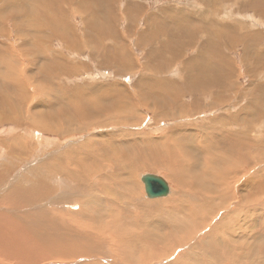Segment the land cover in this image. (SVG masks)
Here are the masks:
<instances>
[{
    "label": "rangeland",
    "instance_id": "rangeland-1",
    "mask_svg": "<svg viewBox=\"0 0 264 264\" xmlns=\"http://www.w3.org/2000/svg\"><path fill=\"white\" fill-rule=\"evenodd\" d=\"M262 2L264 3V0H0V60H4L5 62V59L11 56L14 59L16 58V60L18 59L19 68H21L22 65L25 68L31 59V62L36 66L32 64L33 66H28L29 68H26L24 72V75L27 77L30 75L28 83L30 87L28 90L29 100H25L24 96H21L13 103L11 109L13 107L17 108L16 111L19 112V117L24 120L28 119L30 111L35 118H40L44 115L46 127L48 125L54 126V124L60 123L64 130L57 133L58 131L52 132L38 129L34 127L29 120L28 122H24L22 119H18V122L10 120L5 121V123L2 122V124L0 123V163L5 164L6 161H8L9 163L12 162V164H15L12 167L14 171L11 169L13 172L10 171L9 174H7L9 177L6 178L9 179L3 182L4 186L3 184L0 185V203L2 196L6 195L10 189L13 191L16 186H20L19 184L22 182L26 187L33 186L35 181L40 179L47 182L48 180H52L50 183L57 180V182H62V180L65 179L63 174H56L53 172V174L50 173L48 175L51 171H46V173L43 172L42 174L39 173L42 164L51 162L50 160L57 158L59 153L63 154L71 151L73 148L78 149L79 147L80 150L78 149L79 151L77 150V152L82 153L86 147L82 145L88 144L87 142L102 144L107 142L118 145L119 147L117 146V148L120 150L122 148L121 151L125 153L130 152L131 156L128 155L129 158L132 157L133 159L135 157H140L142 159L141 164L138 165L135 171V180L134 183H132L136 185V191L130 190L131 193L126 194L125 191L121 192V189H115V197H117L119 201L124 200L121 198L122 194L124 196L128 195V198L123 201V204L128 202L129 199L131 201L128 205L124 206L114 203L111 205L109 203L111 199H106V194L101 193L99 190V186L101 187V185H103L102 190L112 189L111 183L102 181L101 179L119 175L118 172L116 173V168L112 167L113 165H109L105 166L106 168L101 173H95V175H93V180H89L90 184L88 183V187L85 190L84 188H82V190L81 188L78 189L81 191L78 193L80 194L77 199L79 203L84 195L90 196L91 192L88 190H90V186L93 185V195L97 196L98 193V195L102 197L103 203L111 205L116 211L126 213V215L121 213L125 217L127 216V219H124L122 223L124 229H132L127 221H134L139 223L137 229H133L136 232H151L152 223L161 228H158V230H162L160 233L163 232L165 238L166 234L172 232L171 229H169L170 225L166 226V224H163L167 217H169L167 215L177 213L180 218L181 215L185 218L188 217V215H190L189 217L193 215V217L195 216L194 218L200 217L199 220L202 223V227L198 228L196 232L193 233L195 236L194 238L193 236H191V238L188 237L186 242H180L179 245L176 244L177 247L175 244H173L174 247L170 244V241H174L175 237H173L174 239H165L163 241L164 244L160 243L157 246L159 251L158 255L161 256L167 251L168 255L158 258H156V256L155 259L153 256L146 264H221L212 258L208 259L210 256L205 251H201L202 249H199V245H202V238L207 236L206 233L210 234L211 231H216V239L222 242L226 241L225 245H233L231 242H234V240L241 241L242 239L246 240V238L247 242L251 243L253 241L252 247L255 242H257L256 246L263 244L256 240L260 239L261 241L262 238L264 239V198H261L264 197L261 193L264 192V4ZM225 30L227 31L225 32ZM56 31L59 32L57 33ZM63 35H69L66 37L71 41L69 47L68 43L70 42L62 37ZM88 39L89 41L91 40V42H89ZM218 46L219 48H217ZM55 52L57 53L56 55H54ZM51 56H55L56 61L60 60L59 62L65 68L63 71L69 69V72L63 73V75L57 74L58 72L52 74V72L49 73L50 76L46 75L45 78L43 77V82L46 85L44 88L40 87L44 89L43 93L38 87L42 84L40 80L41 77L44 76L42 72L47 70L44 65L51 63L53 61L52 59H54ZM105 59L107 60L105 61ZM44 60L47 62L50 61L47 63L44 62ZM218 62L221 67L217 65L219 64ZM122 64H125L126 67H122ZM214 67L216 70L213 71V69H215ZM202 68L206 69L205 73L210 76H207L208 80H212L217 76L219 77L220 73H222L224 74V78H230L233 82V85H231V92H224L225 89L222 86H218L214 91L221 87L219 92L216 91L215 94L211 93L205 96H199L200 102H198V105L200 104V106L203 104L206 106H209V104L211 105V100L214 98V100L220 98V103L224 98L227 103H224L225 105L223 104L222 106L220 105L221 108L219 107L213 110L205 109L201 113L197 112L196 115L194 114L195 111H193L192 116L188 113V115L185 116L180 113V111L178 112V110L172 111V107L175 104H171L169 108H162L161 104L155 100L154 106L145 107L143 104H140L141 101H144V97L147 96V92L151 91V88L160 93L162 91L161 88L167 85L169 89L163 91L162 97L165 94L179 96L180 93V99H182L183 103L187 105V109H189L191 106H194V101H192L193 98L187 94L190 85L186 82L185 75H193L195 78L205 77L206 75H204L203 71L200 72L199 76H196L198 71ZM37 70H40V72L42 71L41 74L36 73ZM18 72L20 74V71ZM5 76L6 75L0 70V81L6 83L8 80ZM149 78H151L152 81ZM224 78L223 80H225ZM141 80H143V84ZM195 81L197 82V80ZM137 83H139V87L138 85L136 86ZM140 84L143 88H141ZM76 88L79 92L78 97L82 94L84 100H88V98L90 100H95L94 103H96L97 106L92 107L95 110H97L98 107L111 109V111L97 110L99 112H105L104 115L94 111L92 115L93 122H89V124L81 127L82 129L80 130L73 129L79 127V118L81 116L86 118L87 122L90 120L92 108L88 105L90 104L88 101L83 102L75 98ZM37 90H40V92H37ZM2 92L6 93V91ZM119 93L121 99L112 104L114 98L109 99L110 95ZM198 94L203 95L202 92ZM155 98H158V96L156 95L154 99ZM139 101L140 105L137 104ZM128 102H132L130 104L134 103L135 107H133L134 105H132V107L137 109V112H135L136 116L132 114L129 108L124 109V104H128ZM258 102L259 104H257ZM112 106L118 107V109L113 112L114 109H112ZM0 111L6 113V109L2 106H0ZM257 112L260 114L257 115ZM121 113H124L125 116H121ZM236 114L241 118L237 121L238 123H236L234 119ZM249 115L250 117L253 115L256 118L251 117L254 120V125H249V159H247L248 163H243V158L236 155L238 152L235 151V148H238V142H236V140L231 141L230 136L228 137L229 134L226 135L225 133L236 132L239 138L246 135L247 132H245L244 128L246 126L244 125L246 121L242 122V118H247ZM107 118L111 120L108 121ZM217 120H219V122ZM215 121L219 124H216ZM213 127H216L215 135H212V132H214ZM222 128L226 130L225 133ZM68 130L72 131L67 133ZM32 133L38 135L34 136ZM173 134L177 137L174 138L175 136ZM39 136H41V138ZM185 136L191 138L192 141ZM169 139H171V141ZM14 140H16V142ZM11 141L13 143L15 142V144L11 143ZM166 141H169V144L166 143ZM21 142H23V145L20 144ZM24 145L26 149L23 147ZM181 145L182 147L185 145L191 150L183 152L181 150ZM233 146L235 147L233 148ZM256 146L260 147L256 148ZM15 147L17 149H14ZM21 147L24 148L22 150L23 153L27 154V156L21 155V159L19 158V153L14 155L10 152V150L13 149L21 150ZM175 147L180 148L179 151H182V153L179 151V153H175H177V158H180L182 162H184L183 164L186 163L191 166V162L188 164V162L184 160L191 159V154L194 153L192 155L194 158L200 159L199 163H201V161L202 163L210 162L212 159L214 165L217 168L223 169L224 173L228 170L230 159L235 162L231 155V153L235 151V160L238 157V160H240H236L240 166L239 172L232 174L234 177L231 175H224V178L221 180L215 179V185L213 184V186L210 184H200V186H198V181L195 183V181L189 180V177H185L184 179L189 181H184V184L182 181H179V183L173 176L171 178L170 172H168L167 168L165 169V162H169L170 158L155 154L156 150H160L161 148L173 150ZM206 147H211V150L207 151ZM240 149L242 150V148ZM88 150L89 153L92 154V151L90 149ZM100 150L101 154L110 153L104 149ZM201 150H204V152ZM224 154L229 155L224 156ZM11 155H14V157ZM97 155L100 157L99 153ZM261 156H263V158ZM121 158L125 160L128 157L124 155L123 157L121 156ZM261 159H263V161ZM192 161L194 162L195 159ZM112 162L117 164V161ZM89 165L91 168L90 162ZM147 165L151 167L149 168ZM132 167L133 166H130L129 168L133 169ZM139 167L141 168L139 169ZM35 168L38 169V172ZM145 174L162 176L172 187V194L162 199H148L144 184L141 180V177ZM58 175L60 177H58ZM185 176L189 175L185 174ZM121 178L123 179L124 175H122ZM254 180L256 182H253ZM95 182L98 184L97 187H94ZM78 184L85 186L81 182ZM112 184L114 185V183ZM252 185L255 188H253ZM53 186L57 187L58 184L53 183ZM206 186L209 188L212 186L216 190L226 188L229 192L231 191L230 189H232L234 194L233 196L228 194V198L224 199L225 204L220 208L217 206L219 202L218 196L212 195L210 192L206 191L204 189ZM71 189H73V196L77 195V189ZM259 191H261L260 194ZM119 192H121V195ZM57 195L59 196V192ZM129 196L131 198H129ZM244 197L247 199H256V201L252 202L249 206L253 210L251 209V211H249V203H246L247 199L244 200ZM178 200L184 203L181 209L176 203L174 205L173 203L171 204L172 201ZM147 202L160 203L162 205L159 207L160 211L154 212V210L148 209L144 212L146 209L142 207V205ZM42 203L44 204L46 201L44 200ZM30 204L25 206L26 208L18 210L13 206L1 203L0 214H5L4 216L11 217V220L18 221L26 231L33 233L32 235L34 238V233L41 234L43 231L47 230L42 228V231L41 226L38 225L41 222H39L40 218L37 217L38 214H42V212L45 211L48 214L57 213L50 224H52V222H54V224L60 222L61 224L64 223V226H67L66 220L71 219L68 213L64 214L60 211L61 207H59V205H57L58 207H50L39 203L38 205L34 202ZM211 206H216L217 209L216 212L214 211L215 214L211 211L212 208L210 210L208 209ZM40 208H43V210ZM75 208L79 210L80 206ZM204 208H207L206 210L211 212L207 213L208 215L205 216L197 215L201 213V209L206 212ZM163 210L165 211L163 212ZM166 210L168 212L170 211L171 214H166L168 213ZM197 210L200 211L198 212ZM189 211H191L192 215ZM193 211H196L195 213L197 214ZM255 211L258 212L255 213ZM233 212H236V215L233 214ZM239 213L242 219L239 217ZM62 214L64 216H61ZM244 215L245 218L243 217ZM151 220H154V222H150ZM223 221L225 224H221ZM260 223H262V226H259ZM73 224L76 225V223ZM75 225H69V227L75 229L79 234H85V230ZM238 226H240V228ZM256 226H258V228ZM164 227L165 231L163 230ZM214 228L216 230H214ZM228 229L231 230V234ZM249 229L253 231L250 232ZM48 230L51 231H48V233H54L51 229ZM246 232L250 233V235L248 236ZM243 233L247 236L243 235ZM86 234H88L87 231ZM231 235H234L232 236L234 239L229 237ZM88 236L92 238L93 248L96 250L101 248L100 250L102 253L104 252L102 247L105 243H107V247L112 249L115 245L113 242H116V234L111 230L106 231L100 236ZM251 236L255 238L250 239ZM101 237H104L102 239H105V243L102 242ZM239 238L242 239L240 240ZM168 244L169 248L166 247ZM218 244L222 243L219 242ZM5 249L12 250L13 248L7 247ZM143 251L149 252L150 250H146L145 247ZM194 252L204 254L202 255ZM94 255H96L94 258L92 256L89 257L90 262L102 260L98 258L100 255L97 253H94ZM184 255L187 256L184 257ZM256 258L258 260H256ZM184 259L187 260V262ZM260 259L261 257L256 255L255 252V254H251L247 263L243 262L242 264H264ZM0 263L6 264L1 258ZM39 264H61V262L50 260ZM110 264L120 263L112 262ZM222 264H231V262L224 260Z\"/></svg>",
    "mask_w": 264,
    "mask_h": 264
},
{
    "label": "bare ground",
    "instance_id": "bare-ground-1",
    "mask_svg": "<svg viewBox=\"0 0 264 264\" xmlns=\"http://www.w3.org/2000/svg\"><path fill=\"white\" fill-rule=\"evenodd\" d=\"M208 1V0H207ZM212 1V0H211ZM263 1V0H262ZM263 3V2H262ZM264 4V3H263ZM79 6V5H78ZM81 6V5H80ZM62 7V6H60ZM88 9V8H87ZM79 12V11H78ZM13 13V12H12ZM15 15V14H14ZM96 20V19H95ZM68 23V22H67ZM29 25V24H28ZM90 26V25H88ZM31 28V27H30ZM102 31V30H101ZM155 31V30H154ZM195 31V30H194ZM227 30H225L226 32ZM57 32V31H56ZM59 32V31H58ZM57 32V33H58ZM92 32V31H91ZM104 32V31H103ZM102 32V33H103ZM105 33V32H104ZM155 33V32H154ZM157 33V31H156ZM173 33V32H172ZM219 33V32H218ZM159 34V33H158ZM70 35V34H69ZM69 35H63L62 37H64L65 39H67L66 37L69 36ZM88 35V34H87ZM58 36V35H57ZM97 36V35H96ZM59 37V36H58ZM84 38V37H83ZM86 38V37H85ZM92 39V38H91ZM217 39V38H216ZM68 40V39H67ZM95 40V39H94ZM87 41V40H86ZM89 41V39H88ZM96 41V40H95ZM218 41V40H217ZM25 42V41H24ZM43 42V41H42ZM68 47L69 45H71V41L68 40ZM84 42V40H83ZM91 42V40L89 41ZM88 43V42H86ZM102 43V41H101ZM210 43V42H209ZM84 44V43H83ZM96 44V43H95ZM219 44V43H218ZM103 45V43H102ZM222 45V44H221ZM90 46V45H89ZM214 46V45H213ZM217 46V45H216ZM221 47V46H220ZM71 48V47H70ZM85 48V46H84ZM219 48V46L217 47ZM216 48V49H217ZM39 50V49H38ZM26 51V50H25ZM118 51V50H117ZM220 51V49H219ZM4 53V52H3ZM50 53V52H49ZM48 53V55H49ZM57 53L55 52L54 55H56ZM35 55V54H34ZM37 55V54H36ZM46 55V54H45ZM6 56V55H5ZM38 56V55H37ZM59 56V55H57ZM11 57V56H10ZM8 57V59H5V62L4 60H0V70L1 72L4 73L5 78L8 80L6 83L3 82V81H0V106H2L4 109H6V113L5 112H1L0 111V123L2 124V122L5 123V121H16L18 122V119H22L19 117V112L16 111L17 108L12 107L13 103L18 100L21 96H24L25 100H29L30 97H28V90H29V79H30V75H28V77L26 75H24L25 71H26V68L28 69L29 67L28 66H35V64H33L31 62V59L28 63V65L24 68V66L22 65L21 68H19V65H18V59L16 60V58L14 59L13 57ZM36 57V56H35ZM52 57V56H51ZM114 57V56H113ZM5 58V57H3ZM47 58V57H46ZM54 59H52L53 61L51 63H48L47 61L44 60V62H47L48 64L47 65H44L47 70H45L43 73L44 76H39L41 77V81H42V84L38 87V88H44L46 87L45 83L43 82V77L45 78L46 75H49V73H56L58 72L57 74H61L63 75V73H68L69 72V69H67V71H63L65 70V68L62 66V64L59 62V61H56L55 59V56L52 57ZM58 58V57H57ZM204 58V57H202ZM1 59V58H0ZM36 59V58H35ZM42 59V58H41ZM112 59V58H111ZM205 59V58H204ZM107 59H105L106 61ZM43 61V59H42ZM104 61V62H105ZM218 61V60H216ZM208 62V61H207ZM36 63V62H34ZM206 63V62H205ZM211 63V62H210ZM219 63V62H218ZM33 64V65H32ZM216 64V63H215ZM160 65V64H159ZM218 66H220V63L217 64ZM43 66V65H42ZM223 66V65H222ZM36 67V66H35ZM44 67V68H45ZM122 67H126L125 64H122ZM212 67V66H211ZM221 67V66H220ZM226 67V66H225ZM159 68V67H158ZM206 68V67H204ZM200 69L198 71V73L196 74V76H199L200 72H204V75H206L205 77H197L195 78L193 75H185V79L187 80L186 82L189 83L190 85V89L188 90L187 94L190 95L194 101V106H191L189 109H187V105H185L182 101V99H180V93H179V96L177 95H173V96H170V95H163L162 97V94H163V91L164 90H168L169 88L167 87V85L165 87H162L161 88V92L158 93L156 92L153 88H151V91H148L147 92V96L144 97V101H140L137 103V104H143V106L145 107H148V106H154V100L159 102L162 106V108H169L171 106V104H175L173 107H172V111L174 112L175 110L178 112L180 111V113H182L183 115H188L190 114L192 116V112L195 111V115L197 114V112L201 113L202 111H204L205 109H216V108H221V106L224 104V103H227L224 98L220 101L219 103V100L220 98L216 99V100H211V105L209 103H205V104H209V106H206V105H202L200 106V104L198 105V102H200V97L199 96H205V95H208V94H215L216 91H220L221 87L214 91V89L218 86H222L225 91L224 92H231L232 91V86L233 85V82L230 78H224V74L220 73L219 77L217 76L216 78L214 79H210L208 80L207 79V76L210 77L209 75H207L205 73V70L206 69ZM215 68V67H214ZM227 68V67H226ZM194 69V68H193ZM222 69V68H221ZM231 69V68H230ZM161 70V69H159ZM216 70L213 69V71ZM226 70V69H225ZM228 70V69H227ZM20 71V74L19 72ZM32 71V70H31ZM63 71V72H62ZM74 71V70H72ZM210 71V70H209ZM232 71V70H230ZM40 70H37L36 73L38 74H41ZM163 72V71H162ZM212 72V71H211ZM218 72V71H217ZM210 74V73H209ZM22 77H21V76ZM162 75V74H161ZM211 75V74H210ZM229 75V74H228ZM226 75V76H228ZM202 76V75H200ZM216 76V74H215ZM223 78L225 80H223ZM151 79V78H149ZM197 80V82L195 81ZM208 80V81H207ZM152 81V79H151ZM201 81V82H200ZM142 84H143V80H141ZM147 82V81H146ZM154 82V81H153ZM168 82V81H167ZM11 84V85H10ZM145 84V83H144ZM185 84V83H183ZM215 84V85H214ZM138 85L139 87V83L136 84V86ZM141 85V84H140ZM152 85V84H151ZM163 85V84H162ZM170 85V84H169ZM33 87V86H32ZM40 90L44 93V89H41ZM141 88L142 85H141ZM155 88V86H154ZM137 89V87H136ZM176 89V88H175ZM40 90H37V92H40ZM147 90V88H146ZM145 90V91H146ZM2 91H6V93H3ZM75 98L77 100H80V101H83V102H89L90 104H88L91 108L92 107H96V103L95 100H90L88 98V100H84L83 99V95H79L78 97V90L76 88L75 90ZM105 91V90H104ZM160 91V90H159ZM106 92V91H105ZM135 92V91H134ZM199 92H202L203 95H199L198 93ZM145 94V93H144ZM233 94V92H232ZM158 96V98H155V96ZM217 95V94H216ZM226 95V94H225ZM195 96H198V97H195ZM228 96V95H227ZM128 97V96H127ZM209 97V96H208ZM259 97V96H258ZM91 98V97H90ZM111 98H114L112 100V104L113 102L115 101H119L121 99V95L120 93L119 94H115V95H110L109 99ZM230 98V97H229ZM227 98V99H229ZM209 99V98H208ZM261 99V98H260ZM230 100V99H229ZM262 100V99H261ZM260 100V101H261ZM38 101V100H37ZM109 101V100H108ZM152 101V102H151ZM213 101V102H212ZM93 102V103H92ZM229 102V101H228ZM132 102H128V104H124V109H130L132 114L136 116L135 112H137V109H134L133 107H135L134 103L133 104H130ZM139 104V105H140ZM156 104V103H155ZM259 104V102L257 103ZM132 105H134L132 107ZM221 105V106H220ZM225 105V104H224ZM158 106V105H157ZM114 109V111H116L118 109V107H115V106H112ZM189 107V106H188ZM19 108V107H18ZM228 108V107H227ZM232 108V107H231ZM161 109V108H160ZM171 109V108H170ZM97 110H110L111 109H104L103 107L101 108H97ZM95 110L94 108H92V113H91V116H90V120L87 122V119L84 118V117H80L79 118V121H80V124H79V127H77V129H73V130H80L82 129L81 127L89 124V122H93L92 120V115L94 113V111H97ZM187 110V111H186ZM99 114H102L104 115L105 112H99L97 111ZM96 112V113H97ZM112 112V113H113ZM188 113V114H187ZM108 114V113H107ZM215 114V113H214ZM232 114V113H231ZM256 114V113H255ZM260 114L259 112H257V115ZM121 116H125L124 113H121L120 114ZM189 115V116H190ZM235 115V113H234ZM233 115V117H234ZM256 115V116H257ZM41 116V114H40ZM181 116V115H180ZM179 116V117H180ZM113 117V116H112ZM183 117V116H182ZM232 117V116H231ZM251 117H254L253 115ZM250 117V115L247 117V118H242V122L246 121L244 125H246L244 128H245V132H247L246 135H243V137H240L239 138V135L236 133V132H226V130H224L223 128V132L227 135L228 137L230 136V139L231 141H234L236 140V142H238V148H235V151L238 152L236 155H239L243 158V163H248L247 162V159H249L248 157V139H249V125H254V120ZM99 118V117H98ZM216 118V117H215ZM256 118V117H254ZM69 119V118H67ZM230 119V118H229ZM236 121V123H238L237 121H239L241 118L236 114L235 118H234ZM24 122H28V120L30 121V123L38 128V129H42V130H46V131H52V132H55V131H58L57 133L61 132V131H64L63 128H62V125L60 123L58 124H54L53 125H48L46 127L45 125V121H44V115H42L40 118H35L32 114V112L30 111L29 112V116H28V119H22ZM103 120V119H102ZM108 121H110L111 119H108ZM225 120V119H224ZM219 122V120H217ZM232 121V120H231ZM218 122L215 121L216 124H219ZM222 122H223V119H222ZM213 123V124H215ZM229 123V122H228ZM240 123V122H239ZM256 124V122H255ZM229 125V124H228ZM241 125V123H240ZM214 126V125H213ZM218 126V125H217ZM224 126V125H222ZM234 126H237V125H234ZM243 126V124H242ZM256 126V125H255ZM212 127V126H211ZM241 127V126H240ZM239 127V128H240ZM216 128V127H215ZM215 128L213 127V131L212 132L213 134L212 135H215ZM238 128V127H237ZM236 128V129H237ZM188 129V128H187ZM219 129L221 130V128L219 127ZM253 129V128H252ZM251 129V130H252ZM176 130V129H175ZM180 130V129H179ZM193 130V129H192ZM250 130V132H251ZM72 131V130H71ZM71 131L68 130L67 133H70ZM198 131V130H196ZM194 131V132H196ZM235 131V130H234ZM237 131V130H236ZM244 131V129H243ZM74 132V131H73ZM173 132V131H172ZM181 132V131H180ZM220 132V131H219ZM255 132V131H254ZM215 133V134H214ZM241 133V132H240ZM34 134V136H37L38 134L35 135V133H32ZM219 134V133H218ZM174 135V134H173ZM187 135V134H186ZM211 135V134H210ZM43 136V135H42ZM175 136V135H174ZM220 136V134H219ZM41 138V136H39ZM177 136H175L174 138H176ZM186 137V136H185ZM223 137V136H222ZM226 137V136H225ZM179 138V137H178ZM186 138H189V137H186ZM209 138V137H208ZM227 138V137H226ZM182 139V138H181ZM180 139V140H181ZM185 139V138H184ZM190 141L191 138H189ZM261 139V138H260ZM259 139V140H260ZM171 141V139H169ZM183 140V139H182ZM186 140V139H185ZM188 140V139H187ZM196 140V138H195ZM224 140V138H223ZM222 140V141H223ZM228 140V139H227ZM252 140V139H251ZM250 140V141H251ZM254 140V138H253ZM16 142V140H14ZM164 141V140H163ZM229 141V140H228ZM227 141V142H228ZM15 142L13 143L11 141V143L15 144ZM56 142V141H55ZM176 142V141H175ZM183 142V141H182ZM187 142V141H186ZM257 142V141H256ZM259 142V141H258ZM88 144H83L82 146H86L85 147V150H83L84 152L82 153H78L77 150L79 149L80 150V147L78 149H75L73 148L71 151L69 152H66V153H63V154H58V157L55 158V159H51L50 161L51 162H48L47 164L43 163L42 166L40 167V172L39 173H43L46 171H51L48 173V175L51 173L53 174L56 173V174H63L65 179L62 180V182H57V181H53V183L55 184H58L57 187L53 186V183H50L52 182V180H48L47 181H43L40 179V180H37L35 181L34 185L31 186V187H26L24 184L20 183L19 181V185L20 186H16V188L11 191H10L2 196V199H1V203L2 204H6L8 206H13L14 208H17L18 210L19 209H22V208H26L25 206H27L28 204L30 203H35V204H41V205H47V206H50V207H56L57 205H59L60 208V211L62 213H68L69 214V217H71V219L73 220V223H76L73 224L72 223V220H66L67 221V226H64L63 224H61L60 222L59 223H56L54 224V222H52V224H50L51 220L54 219L57 215V213H52V214H48L46 211L45 212H42V214H38V218L39 219V224L41 226V229H47L46 231H43L42 229V233L41 234H37V233H34V236L35 238L33 237V233H30L29 231H26L25 228L18 222V221H13L11 220V217H6L4 216L3 214H0V258L6 262V264H39V263H45L46 261H55L57 260L61 262V264H110L112 262H115V263H122V264H146L147 262H149V260L154 256V259L155 257L158 258V257H161V256H167V252L164 253L163 255H158L159 254V251H158V245L160 243L164 244L163 241L165 239H171L173 237H175L174 241H170L171 245L173 244H177L179 245L180 242H186L188 237L191 238V236H193V238L195 237L193 235L194 232H196V230L200 227H202V223L201 221L199 220V218H194L191 211L190 214L192 215V217H189L190 215H188V217H182L181 215V218L178 217L177 213H172L169 211H167L168 213L166 214H171V215H167L169 217H167V219L165 220V223H163L164 225L166 224L167 225H170V228L171 229V233H168L166 234V238H165V235L162 233H160L161 231L158 230L159 226H155V224H152L151 223V228H152V231L151 232H148V231H140V232H136L135 230L133 229H137V227L139 226V223L137 222H134V221H127V223L130 224L131 228L132 229H124L123 226H122V223L124 221V219H127L124 215L122 214H125L126 213H122V212H119V211H116V209L114 210L112 208L111 205L114 204H119V205H128L130 203V199L128 200V202L124 203L123 204V201L126 200L128 198V195H121V192L122 191H125L126 194H130V190H133L134 192L136 191V185L132 184L134 183V180H135V171L137 170V167L139 164H141V158L140 157H135L132 159L129 158L128 155H130L131 153L128 152V153H125L124 151H121L120 149L117 148L118 145L116 144H111V143H92V142H87ZM166 143L169 144V141ZM166 143H165V147H166ZM171 143V142H170ZM194 143V142H193ZM209 143V142H208ZM251 143V142H250ZM264 143V142H263ZM21 145H23V142L20 143ZM185 144V142H184ZM188 144V142H187ZM210 144V143H209ZM235 144V143H234ZM253 144V143H252ZM262 144V142H261ZM19 145V144H18ZM164 145V143H163ZM179 145V144H178ZM197 145V144H196ZM205 145V144H204ZM229 145V144H228ZM255 145V144H254ZM98 146V147H97ZM169 146V145H168ZM250 146V145H249ZM20 147V146H19ZM25 149V145L23 146ZM23 147H21V150H14V149H17L16 147L13 149V150H10L11 153H13L14 155L16 153H19V158L22 157V156H27V154L23 153ZM119 147V146H118ZM173 147V146H172ZM194 147V146H193ZM232 147V145H231ZM235 146H233L234 148ZM260 146H256V148H259ZM163 148V147H162ZM160 149V150H156L155 154H158V155H163V157H167V158H170V161L169 162H165L166 163V166H165V169L167 168L168 172H170V176L172 178V176L174 177V179L179 182V181H182V183L186 180L185 177H189V180H192V181H198V186H200V184H210L213 186L214 184V181L215 179H218V180H221L224 178V175L225 176H233L232 174H236V172H239V164L237 161H240L238 160V158L235 160L236 156L234 154L235 151H233L231 153V155L233 156L232 158L234 159L235 162H233V160L230 159V162L228 164V170L226 171V173L223 172V169L221 168H217L214 163H213V160L211 159L210 162H204L202 163H199V160L200 159H196L194 158V156L191 154V159L189 158V156L187 155V157L189 158V160H184V161H187L188 164L189 162H191V166L190 165H187L186 163L183 164L184 162H182V160L180 158H177V153L175 152H178L180 150V148L178 147H175L173 148V150L171 149ZM242 148V150L240 149ZM255 148V147H253ZM69 149V148H68ZM90 149L92 151V154L89 153V150ZM100 149H104L105 151L107 152H110V153H103L101 154V150ZM199 149V148H198ZM262 149V148H260ZM78 150V151H79ZM124 150V149H123ZM149 150V149H148ZM155 150V149H154ZM181 150L183 152H188V150H191L189 147L187 146H183L181 145ZM206 150L207 151H210L211 150V147H206ZM252 150V149H251ZM259 150V149H257ZM29 151V150H28ZM182 151H179L180 153H182ZM202 151V150H201ZM260 151V150H259ZM81 152V151H80ZM104 152V151H103ZM123 152V153H122ZM178 152V153H179ZM193 152V151H192ZM204 152V150L202 151ZM206 152V151H205ZM99 153L100 157L97 155ZM200 153V152H199ZM261 153V152H260ZM264 153V152H263ZM125 157L127 156L128 160H122L121 156L123 157L124 155ZM134 154V153H132ZM196 154V153H195ZM206 154V153H205ZM208 154V153H207ZM14 155L12 157H14ZM22 155V156H21ZM184 155V154H182ZM209 155V154H208ZM226 155H229V154H226ZM224 154V156H226ZM131 156V155H130ZM145 156V155H144ZM181 156V155H180ZM264 156V155H263ZM263 156H261L263 158ZM17 157V156H15ZM105 157V158H104ZM154 157V156H153ZM162 157V158H163ZM231 157V156H230ZM240 157V159H241ZM5 158V157H4ZM121 158V159H120ZM161 158V159H162ZM182 158L184 159V157L182 156ZM207 158V157H206ZM17 159V158H16ZM21 159V158H20ZM19 159V160H20ZM160 159V158H158ZM195 161L193 162L192 160ZM130 160V161H129ZM242 160V159H241ZM260 160V159H259ZM263 161V159H261ZM104 163H103V162ZM112 161H117V164H114V162ZM161 161V160H160ZM205 161V160H204ZM223 161V160H222ZM89 162L91 164V168H90V165H89ZM227 162V161H226ZM251 162V160H250ZM260 162V161H259ZM119 163V164H118ZM2 163H0L1 165ZM152 164V163H151ZM160 164V163H158ZM200 164V166H199ZM13 165H15L14 163L12 164V162H8L6 161L5 164H2L0 166V185L3 184V182L6 180V179H9V178H6V177H9V175L7 176V174H9V172L11 171V169L14 171V169L12 168ZM109 165H113L112 167H115L116 168V173L118 172L119 175H114V176H109L108 178L106 179H101L102 181H107L109 183H111L112 185V189H107V190H102V187L103 185H101V187L99 186V190L101 191V193H105L107 198L106 199H111V201L109 200V203L111 205H108L107 203H103L102 202V197H100V195H98L97 193V196L96 195H93L92 193L94 192V190L92 189V186H90V190H88L90 193V196H86L84 195L83 198L80 199V203L77 201V199L79 198L80 194H78L79 192H81L80 189L82 190V188H84V190L88 187V183H89V180L92 179L93 175H95V173H101L106 167L105 166H109ZM145 165V164H144ZM187 165V166H185ZM217 165V164H216ZM130 166H133L132 168L133 169H130L129 167ZM146 166V165H145ZM148 166V165H147ZM155 166V165H154ZM149 168L151 167L150 165L148 166ZM245 167V166H244ZM141 167H139L140 169ZM109 169V168H108ZM227 169V168H226ZM16 170V169H15ZM31 170V169H30ZM28 170V171H30ZM35 170L38 172V169L35 168ZM11 171V172H13ZM243 172V171H242ZM29 173V172H28ZM33 173V171H32ZM35 173V172H34ZM40 174V175H41ZM185 174L189 175V176H185ZM33 175V174H32ZM47 175V174H46ZM122 175H124V178L122 179ZM31 176V175H29ZM37 176V175H36ZM43 176V175H42ZM53 176V175H51ZM62 176V175H61ZM107 176V175H106ZM26 177V176H25ZM34 177V176H33ZM48 177V176H47ZM58 177H60L58 175ZM234 177V176H233ZM35 178V177H34ZM256 178V177H255ZM262 178V177H261ZM26 179V178H25ZM31 179V178H29ZM28 179V181H29ZM257 179V178H256ZM16 180V179H15ZM33 180V179H32ZM45 180V179H44ZM54 180V179H53ZM93 180V179H92ZM125 180V181H124ZM187 180V181H189ZM239 180V179H238ZM186 181V182H187ZM226 181V180H225ZM225 181H224V184H225ZM233 181V180H232ZM259 181V180H258ZM261 181V180H260ZM263 181V180H262ZM13 182V180H12ZM76 182H81L83 183L85 186H82V184H78ZM191 182V181H190ZM231 182V181H230ZM252 182V181H251ZM253 182H256L255 180ZM32 183V184H33ZM114 183V185L112 184ZM180 183V182H179ZM248 183V182H247ZM262 183V182H261ZM31 184V182H30ZM90 184V183H89ZM184 184V183H183ZM188 184V183H187ZM258 184V183H257ZM97 183L95 182L94 183V187H97ZM190 185V184H188ZM196 185V184H195ZM215 185V184H214ZM236 185L238 186V184L236 183ZM235 185V186H236ZM4 186V184H3ZM30 186V185H29ZM208 187L206 186L204 189L208 192H210L212 195H217L218 196V199H219V202H218V205L220 208L222 205H224V199H227L228 198V194H231L233 196L234 192L232 189H230L231 191L229 192V190L227 191L226 188L225 189H215L214 187ZM242 186V185H240ZM253 186V185H252ZM258 186V185H257ZM6 187V186H5ZM243 187V186H242ZM264 187V186H263ZM262 187V188H263ZM71 188H76L77 189V195L73 196V189ZM236 188V187H235ZM238 188V187H237ZM241 188V187H240ZM247 188V187H246ZM253 188H255L253 186ZM257 188V187H256ZM260 188V187H259ZM1 189V188H0ZM115 189H121V192H119V194L121 195V198H123L124 200L122 201H119L116 196V193H115ZM190 189V187H189ZM243 189V188H242ZM249 189V188H248ZM7 190V189H6ZM83 190V191H84ZM252 190V189H251ZM259 190V189H257ZM262 190V189H261ZM243 191V190H242ZM246 191V189H245ZM263 191V190H262ZM59 192V196L57 195ZM96 192V191H95ZM240 192V190H239ZM261 191H259V194H260ZM255 193V192H254ZM263 195H264V192H261ZM96 194V193H95ZM125 194V193H124ZM246 194H247V191H246ZM249 194V193H248ZM119 195V196H120ZM135 195V194H133ZM238 195V194H237ZM244 195V193H243ZM261 195V196H263ZM96 196V197H95ZM127 196V197H126ZM136 196V195H135ZM200 196V195H199ZM245 196V195H244ZM249 196V195H248ZM258 196V195H257ZM260 196V195H259ZM214 197V196H213ZM241 197V196H240ZM247 197V195H246ZM129 198H131L129 196ZM134 198V197H133ZM193 198V197H192ZM215 198V197H214ZM245 198V197H244ZM261 198H264V197H261ZM198 199V198H197ZM237 199V198H236ZM241 199V198H240ZM239 199V200H240ZM247 198H245L244 200H246ZM46 201V203H42V201ZM182 200V199H181ZM181 200H178V201H172L171 204L173 203V205L176 203V205L180 207V209L183 207L182 205L184 204ZM260 200V199H259ZM41 201V203H40ZM166 201V200H165ZM256 201V199H247L246 200V203H249L248 207L250 206V204H252V202ZM262 201V200H261ZM121 202V204H120ZM235 202V201H234ZM0 203V204H1ZM162 203V202H161ZM199 203V201H198ZM204 203V202H203ZM241 203V202H240ZM245 203V202H243ZM245 203V204H246ZM259 203V201H258ZM38 204V205H39ZM200 204V203H199ZM198 204V205H199ZM256 204V203H254ZM38 205H37V208H38ZM202 205V204H201ZM204 205V204H203ZM246 205V206H247ZM258 205V204H257ZM31 206V204H30ZM79 207L80 206V209L77 210V208L75 207ZM160 206H162L160 203H153V202H147V203H144L142 205V207H144L147 211L148 209H151V210H154V212H157L160 208ZM164 206V205H163ZM167 206V205H166ZM165 206V207H166ZM187 206V205H186ZM214 206V205H213ZM245 206V205H244ZM40 207V206H39ZM58 207V206H57ZM119 207V206H118ZM47 208V207H46ZM162 208V207H161ZM185 208V206H184ZM192 208V207H191ZM200 208V207H199ZM208 208V207H207ZM207 208H204V210H206ZM212 208V209H211ZM226 208V207H225ZM242 208V207H241ZM240 208V209H241ZM249 211H251V207H249ZM39 209V208H38ZM43 210V208H40ZM194 209V208H193ZM196 209V208H195ZM198 209V208H197ZM209 210L211 209V211H214L216 212V206L215 207H209L208 208ZM237 209V208H236ZM53 210V208H52ZM134 210V209H133ZM189 210V209H188ZM192 210V209H191ZM202 211L201 209V213L200 214H197L195 213L196 211H193L195 214L197 215H208L207 213L211 212V211ZM239 210V209H237ZM253 210V209H252ZM14 211V210H13ZM22 211V210H21ZM122 211V210H121ZM124 211V210H123ZM160 211V210H159ZM162 211V210H161ZM165 210H163L164 212ZM198 211V210H197ZM200 211V210H199ZM198 211V212H199ZM242 211V209H241ZM240 211V212H241ZM245 211V210H244ZM247 211V209H246ZM245 211V212H246ZM50 212V211H49ZM58 212V211H57ZM184 212V211H183ZM218 212V210H217ZM258 212V211H257ZM255 211V213H257ZM122 213V214H121ZM182 213V212H181ZM236 212H233V214H235ZM248 213V212H247ZM253 213V211H252ZM161 214V213H160ZM164 214V213H163ZM185 214V212H184ZM212 214V213H211ZM215 214V213H214ZM60 215V214H59ZM186 215V214H185ZM196 215V216H197ZM236 215V214H235ZM239 217H240V213L238 214ZM243 215V214H242ZM241 215V216H242ZM246 215V214H245ZM245 215L243 216L245 218ZM61 216H64L63 214ZM158 216V215H157ZM238 217V218H239ZM132 218V217H131ZM165 218V217H164ZM208 218V217H207ZM234 218V216H233ZM237 218V220H238ZM241 218V217H240ZM249 218V217H247ZM62 219V218H61ZM157 219V218H156ZM242 219V218H241ZM23 220V219H22ZM60 220V219H59ZM83 220V221H82ZM158 220V219H157ZM155 220V221H157ZM193 220V222H192ZM223 220V219H222ZM226 220V219H225ZM246 220V219H245ZM61 221V220H60ZM88 221V223H87ZM162 221V220H161ZM62 222V221H61ZM150 222H154V220H151ZM237 222V221H236ZM249 222V221H248ZM221 223V222H220ZM241 223V222H240ZM252 223V222H250ZM249 223V224H250ZM218 224V223H217ZM221 224H225V222L223 221ZM244 224V223H243ZM247 224V223H245ZM248 224V225H249ZM24 225V224H23ZM27 225V223H26ZM70 226H77L78 228L80 229H83L85 230V234H82V233H77L75 229L73 228H70ZM215 225V224H214ZM228 225V224H226ZM225 225V226H226ZM234 225V224H233ZM232 225V226H233ZM254 225V224H253ZM36 226V225H35ZM162 226V225H161ZM222 226V225H221ZM231 226V225H230ZM244 226V225H243ZM246 226V225H245ZM252 226V224H251ZM259 226H262V223L259 224ZM28 227V226H27ZM228 227V226H226ZM236 227V225H235ZM240 228V226H238ZM258 228V226H256ZM155 228V230H154ZM224 228V227H223ZM222 228V229H223ZM232 228V227H231ZM256 228V229H257ZM48 229H51L54 233H48ZM161 229V228H159ZM163 229V228H162ZM168 229V228H167ZM168 229V230H169ZM218 229V228H217ZM248 229V227H247ZM246 229V230H247ZM108 230H111L113 232H115L116 234V242H113V244L115 243L114 247H112V249L110 247H107V243H105V239H102L104 237H101L102 239V242L105 243V245L102 247L104 249V252L102 253L101 252V248L96 250L93 248L92 246V238H89L88 235H91V237H95L96 236H100V235H103L106 231ZM165 231V227L163 229ZM167 230V231H168ZM214 230H216L214 228ZM219 230V229H218ZM217 230V231H218ZM230 234H231V230L228 229ZM226 230V231H228ZM241 230V229H239ZM244 230V231H246ZM250 230V229H249ZM262 230V229H261ZM86 231L88 232V234H86ZM170 231V230H169ZM168 231V232H169ZM223 231V230H222ZM221 231V232H222ZM225 231V229H224ZM223 231V232H224ZM242 231V230H241ZM253 231V230H252ZM250 230V232H252ZM264 231V230H263ZM51 232V231H49ZM79 232V231H78ZM220 232V231H219ZM255 232V231H254ZM257 232V231H256ZM39 233V232H38ZM167 233V232H166ZM215 232H212L210 234H207V236L203 237L202 238V245L198 243L199 245V249H202L201 251H205L210 257H208V259L212 258L213 260H216L217 262L221 263L222 264V261L224 262V260H228L229 262H231V264H242L243 262H246L248 261L249 257L251 256L252 253L255 254L256 252V255H259L261 257L260 261H262L264 263V239L262 238V240L260 241V239H256L258 242L260 243H263V244H259L258 246L257 245V242H255L254 246L252 247V242H247V238L246 240H242L241 241H236L234 240V242H231L233 243V245H225V242L226 241H218L215 237ZM247 233V232H246ZM197 234V233H196ZM232 234H233V231H232ZM235 234V233H234ZM248 236L250 235V233H247ZM260 234V233H258ZM257 234V235H258ZM264 234V233H263ZM199 235V234H198ZM228 235V234H227ZM243 235H246L243 233ZM242 235V236H243ZM255 235V234H254ZM261 235V234H260ZM232 236L234 235H231L229 236L231 239H234L232 238ZM236 236V235H235ZM247 236V235H246ZM199 237V236H198ZM201 237V236H200ZM240 237V236H239ZM244 237V236H243ZM257 237V236H256ZM263 237V236H262ZM80 238V239H79ZM197 238V237H196ZM252 238H255L253 236L250 237V239ZM201 239V238H199ZM230 239V241H231ZM249 239V238H248ZM249 239V240H250ZM238 240V239H237ZM248 240V241H249ZM190 241V240H189ZM188 241V242H189ZM219 242H221L222 244H218ZM168 243V242H167ZM248 243V244H246ZM176 245V247H177ZM182 245V244H181ZM185 245V244H184ZM256 246V247H255ZM7 247H12L13 249L12 250H7L5 248ZM146 247V250H150L149 252L148 251H143V249ZM169 248V244L166 246ZM174 247V245H173ZM163 248V247H162ZM167 248V249H168ZM251 248V249H249ZM161 249V248H160ZM245 249V250H244ZM197 250V249H196ZM170 251V250H169ZM174 251V250H172ZM148 252V253H147ZM151 252V253H150ZM94 253H97L98 255H100V257H98L99 259H102L101 261H93V262H90L89 260V257L92 256L93 258L96 256L94 255ZM162 253V252H160ZM194 253H198V252H194ZM193 253V254H194ZM200 253V252H199ZM198 253V254H199ZM183 254V253H182ZM202 254V253H200ZM204 254V253H203ZM202 254V255H203ZM94 255V256H93ZM206 255V254H205ZM182 256V255H181ZM187 256V255H184V257ZM199 256V255H198ZM180 257V256H179ZM205 257V258H206ZM259 258V257H258ZM92 259V258H91ZM181 259V258H180ZM224 259V260H223ZM89 260V261H88ZM176 260V259H175ZM174 260V262H175ZM179 260V259H178ZM185 260V259H184ZM190 260V259H189ZM200 260V259H199ZM207 260V258H206ZM255 260V259H254ZM256 260H258L256 258ZM177 261V260H176ZM183 261V259H182ZM187 262V260H185ZM202 261V260H201ZM205 261V260H204ZM212 261V260H211ZM207 262V261H206ZM261 262V263H262ZM176 263V262H175ZM180 263V262H179ZM255 263V262H254ZM260 263V262H258ZM1 264V263H0ZM182 264V263H181ZM185 264V263H184ZM188 264V263H187ZM202 264V263H201ZM211 264V263H210Z\"/></svg>",
    "mask_w": 264,
    "mask_h": 264
},
{
    "label": "water",
    "instance_id": "water-1",
    "mask_svg": "<svg viewBox=\"0 0 264 264\" xmlns=\"http://www.w3.org/2000/svg\"><path fill=\"white\" fill-rule=\"evenodd\" d=\"M148 199H162L172 194V187L162 176L145 174L141 177Z\"/></svg>",
    "mask_w": 264,
    "mask_h": 264
}]
</instances>
